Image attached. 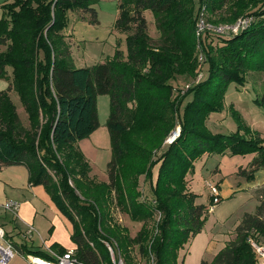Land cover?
<instances>
[{
	"label": "trees",
	"instance_id": "16d2710c",
	"mask_svg": "<svg viewBox=\"0 0 264 264\" xmlns=\"http://www.w3.org/2000/svg\"><path fill=\"white\" fill-rule=\"evenodd\" d=\"M96 1L14 0L2 6L0 47L5 49H0V78L9 86L0 91V168L29 169L30 185H43L72 223L76 255L86 264H113L110 252L108 258L102 256L109 251L103 241L128 264H135L131 252L136 246L147 263L179 264V251L203 232L209 216L208 206L199 204L198 195L187 188L195 163L206 154L255 155L249 167L239 171L249 181L264 168L259 132L244 124L242 134V128L226 135L206 129L210 115L223 109L231 83L243 85L248 73L264 72V0H118L115 30L126 34L127 54L118 49L104 62L77 68L63 42L68 16L82 11L91 15L90 24H98ZM203 12L213 24L235 23L246 14L252 22L228 39L215 35L218 43L209 42V33L197 41L196 25ZM146 13L153 16L158 40L149 33ZM198 46L208 74L173 99L174 81L198 76ZM13 91L27 113V126L11 98ZM99 95L111 100L109 183L89 179L90 165L76 148L99 128ZM256 102L264 109V90ZM175 115L181 135L155 161L153 152L174 128ZM141 176L151 184L153 201L140 200ZM113 190L120 193L122 210L143 223L134 238L120 225L105 228L106 236L99 231L110 218ZM255 196L259 205L243 216L234 239L212 261L200 264H257L251 240L264 244V185ZM149 222H154L152 228ZM35 255L51 259L41 252Z\"/></svg>",
	"mask_w": 264,
	"mask_h": 264
},
{
	"label": "rangeland",
	"instance_id": "374dc122",
	"mask_svg": "<svg viewBox=\"0 0 264 264\" xmlns=\"http://www.w3.org/2000/svg\"><path fill=\"white\" fill-rule=\"evenodd\" d=\"M93 7L98 12V24L89 23L91 19L90 14H86L82 11L71 12L68 16L69 20L67 29L64 31L63 42L69 45L72 52V64L77 68L92 67L98 63L104 62L109 57L114 56L118 49L122 50L125 55L127 54L126 34L115 30V23L119 17L118 0H97L93 3ZM202 14L204 16H201ZM202 14L200 13L197 25L201 17H203L207 23L212 25H226L224 23L213 24L209 22V13L206 12L205 14V12H203ZM247 16L248 14L243 15L242 17ZM217 17L219 16H214V18ZM146 18L149 24L150 35L155 40H158L160 35L156 30L152 14L146 13ZM206 33L213 35V38H209V42L213 39L215 43L219 42V37L215 36L217 34L207 30L203 34V37ZM220 37L224 39L230 38V36ZM197 41H199V39ZM198 47V76L195 79L179 77L176 81H174L173 99L184 95L190 88L188 86H191L192 83H198L205 77L206 73L208 74V65L206 62H204L206 57L204 60L200 59L201 55L204 53L202 48L200 46ZM0 49L3 51L5 48L0 47ZM8 86L9 83L7 80L0 78V91H5ZM263 90L264 72L260 71L248 73L247 82L243 85L231 83L224 94L223 109L221 111L213 112L207 120V131L211 132L212 134L226 135L237 132L242 128L241 124H244L252 131L259 132L264 143V109L256 102V99L262 95ZM11 98L17 106L22 123L27 126V113L25 112V109L20 101L19 95L13 91ZM189 100L190 96L185 100L184 105ZM110 112V96L99 95L97 97L99 128L94 134L82 141H79L76 144V148H79L90 165L91 171L89 173V179L95 183H109L108 165L112 159V146L107 123ZM236 114H239L240 119L236 116ZM174 124V128L164 138L162 146L153 152V159L155 161L162 157L166 150L165 148L171 144L170 140L173 133L175 131H179L181 135L182 130L181 125L179 124V117L177 115H175ZM242 133H245L243 128L241 130V134ZM225 156L226 155L219 154L203 156L195 163L194 173L187 176V188L194 191L198 195L197 202L199 204H210V192L206 185L207 182L212 184H218V182H220L223 186V189L229 194V196L223 198V201L215 209V213H208L209 216L205 224L204 232L200 235V237H198L195 241L193 238L184 249L179 251V264H200L203 260L209 262L212 261L216 255V250H210L211 248L209 245L211 241H214L217 238L219 240H225L229 238L234 239L235 228L239 225L243 216L246 213H254L257 209V199L255 197H251V195L245 189L246 186L244 187V185L249 183L246 177L241 175H232L227 177L224 175L216 176L219 167H224L225 169L231 168L235 164H239L244 160L243 156H227L226 158ZM59 157L62 158L61 156ZM159 166L160 165L158 164L153 169V186L156 185ZM55 182L57 183L58 180ZM240 184H242L241 187ZM71 185L73 186L72 180ZM138 191L143 194L140 197V200L153 201L154 196L152 193L151 184L149 182H145L144 176L139 178ZM45 192L47 193L50 202L53 204V207L56 208L51 195L47 191ZM119 196V192H116L115 190L112 191L110 198L112 202L110 201L107 208L110 218H107L108 223L105 224V227H101L100 225L99 231L102 232L103 236H106L104 235L106 233L105 228H113L115 225H120L122 227H127L130 236L134 238L143 227V223L134 222L130 215L122 210L121 206H119L117 203ZM80 198L83 197L80 196ZM46 215L48 219L52 220L48 214V210ZM59 217L60 223L55 222V225L53 224L54 226H51V231L48 233L44 231L46 230L44 221L40 222V225H43V227L40 228V230L39 228L37 229L43 238L47 239V242L50 243L53 238L57 243L60 244L59 247H63V245L65 247H73L75 245L72 239V234L74 231L73 225L70 220L62 213H59ZM158 217L160 216L156 215V220ZM153 225L154 222H149V226L151 228ZM34 235L35 237L33 240L40 238L38 237L39 234H37V232ZM15 239L19 241L18 238ZM28 241H31V239L28 238ZM103 243L105 247H107V250H109L108 246H110V244L105 241H103ZM91 245L94 246L93 243ZM16 251V258H14L10 264H29L26 257L27 255L22 254L17 249ZM109 252L110 251H107L105 254L102 253V256L108 258L106 254ZM108 256L110 257L111 255ZM121 258L123 259L124 264H128L123 254L121 255ZM131 258L135 264H154L152 260L147 263L146 258L143 257L139 251L138 246H136L131 252Z\"/></svg>",
	"mask_w": 264,
	"mask_h": 264
},
{
	"label": "crops",
	"instance_id": "0c3cea01",
	"mask_svg": "<svg viewBox=\"0 0 264 264\" xmlns=\"http://www.w3.org/2000/svg\"><path fill=\"white\" fill-rule=\"evenodd\" d=\"M13 1L14 0H0V20L4 12L2 6L7 3H12ZM206 155L209 156V154ZM227 156L230 157L231 155L227 154L225 158ZM243 157L244 160L241 163L235 164L231 168L225 169L224 167H219L216 176L224 175L225 177H227L232 175H239L240 169H247L255 155H246ZM29 177V169L25 165H10L0 168V227H2L6 231L7 237L13 241L15 248L19 250V252H23L26 255H35L37 252H41L49 255L52 258L53 254H63V250H75L76 245H74L73 247H65L64 245L63 247H59L60 244L57 243L53 238L51 240L52 244L51 242H47V239H44L41 233L38 231L37 228H39L40 230V228L43 227V225H40L41 221H44L46 225V230L44 231L46 233L51 231V226L53 224L55 225V222H59V213L61 214V212L57 207V209L53 207V204L50 202L47 193L45 192L46 189L44 188V186L30 185ZM247 181L249 183L244 185V187L246 186L245 189L251 195V197L256 198V191L264 185V168L259 169L254 174V179L252 181H249L248 179ZM218 184L221 189L223 201V198L229 196V194L223 189V186L220 182H218ZM241 186L242 184H240V187ZM9 200L18 201L21 203L19 217L15 216L13 213L7 211L4 208V204ZM204 205L208 206L207 204ZM258 205L259 201L257 199V206ZM47 210L52 220L47 218ZM213 213H215V211ZM28 225H32L35 228L37 234H39L38 237L40 238H37V240H33L35 235H33L32 238L25 236V230H27ZM202 233L197 235L194 238V241L198 237H200ZM15 238H18L19 241H17ZM28 238L31 239V241H28ZM230 240V238L225 240H219L217 238L216 240L211 241L209 245V247L211 248L210 250H216L215 252L217 254L226 246L227 242Z\"/></svg>",
	"mask_w": 264,
	"mask_h": 264
},
{
	"label": "built area",
	"instance_id": "2783aa9c",
	"mask_svg": "<svg viewBox=\"0 0 264 264\" xmlns=\"http://www.w3.org/2000/svg\"><path fill=\"white\" fill-rule=\"evenodd\" d=\"M201 16H204L203 14ZM252 22L250 17H242L235 24H226V25H212L207 23L203 17L199 19L196 33L197 37L200 40L203 37V34L209 30L214 34L220 36H232L240 33L242 30L247 29ZM201 60H204V56L201 55ZM190 87V86H188ZM180 136L179 131H175L172 135L170 143ZM208 190L210 192V204L207 207L209 214L213 213L217 206L222 202L221 189L218 184H212L210 182L206 183ZM21 203L14 200H9L4 204V208L13 213L15 216L19 217V210ZM36 230L32 225H28V228L25 232V236L32 238ZM251 245L257 256V264H264V244L258 243L254 240H251ZM110 255L112 257L113 264H124L123 259L119 252L115 253V250L112 246H108ZM16 248L12 240L7 237L6 231L0 227V264H10L11 261L16 256ZM27 260L29 264H86L84 261L80 260L76 255V251L69 249L63 254H53L51 259H44L37 255H27Z\"/></svg>",
	"mask_w": 264,
	"mask_h": 264
}]
</instances>
